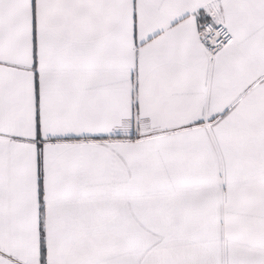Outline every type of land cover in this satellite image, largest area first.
<instances>
[{
	"label": "snow or ice",
	"instance_id": "6c2138e0",
	"mask_svg": "<svg viewBox=\"0 0 264 264\" xmlns=\"http://www.w3.org/2000/svg\"><path fill=\"white\" fill-rule=\"evenodd\" d=\"M0 264H264V0H0Z\"/></svg>",
	"mask_w": 264,
	"mask_h": 264
}]
</instances>
